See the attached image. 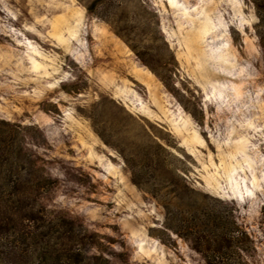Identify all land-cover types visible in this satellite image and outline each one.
Masks as SVG:
<instances>
[{
	"label": "rangeland",
	"instance_id": "rangeland-1",
	"mask_svg": "<svg viewBox=\"0 0 264 264\" xmlns=\"http://www.w3.org/2000/svg\"><path fill=\"white\" fill-rule=\"evenodd\" d=\"M257 21L252 0H0V121L109 264H205L173 231L217 213L264 264Z\"/></svg>",
	"mask_w": 264,
	"mask_h": 264
},
{
	"label": "trees",
	"instance_id": "trees-1",
	"mask_svg": "<svg viewBox=\"0 0 264 264\" xmlns=\"http://www.w3.org/2000/svg\"><path fill=\"white\" fill-rule=\"evenodd\" d=\"M252 2L264 55V0ZM15 127L0 121V264H109L99 234L41 203L53 182L42 161L19 141ZM183 224L173 232L205 264H248L252 242L235 218L227 222L217 213Z\"/></svg>",
	"mask_w": 264,
	"mask_h": 264
}]
</instances>
